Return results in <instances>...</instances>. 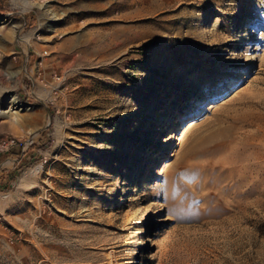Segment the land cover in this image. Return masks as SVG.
<instances>
[{"label": "rangeland", "instance_id": "rangeland-1", "mask_svg": "<svg viewBox=\"0 0 264 264\" xmlns=\"http://www.w3.org/2000/svg\"><path fill=\"white\" fill-rule=\"evenodd\" d=\"M6 138L0 264H264V0H0Z\"/></svg>", "mask_w": 264, "mask_h": 264}, {"label": "bare ground", "instance_id": "bare-ground-1", "mask_svg": "<svg viewBox=\"0 0 264 264\" xmlns=\"http://www.w3.org/2000/svg\"><path fill=\"white\" fill-rule=\"evenodd\" d=\"M253 27H257V23H255V22H253L252 23V28ZM241 83V82H240ZM13 105L10 107V109L9 110H14V109H16L15 108V105H18V102H17V100H16V98L15 97H13L12 98V102H11ZM10 117H12L11 118V120L14 122V123H18L19 122V117L18 116H15V114L13 113V114H11V116ZM181 122H178L176 125H179ZM177 140V139H176Z\"/></svg>", "mask_w": 264, "mask_h": 264}, {"label": "built area", "instance_id": "built-area-1", "mask_svg": "<svg viewBox=\"0 0 264 264\" xmlns=\"http://www.w3.org/2000/svg\"><path fill=\"white\" fill-rule=\"evenodd\" d=\"M0 148H4V147H8V146H12L15 144V140L14 139H11V138H6L4 140L1 141L0 143Z\"/></svg>", "mask_w": 264, "mask_h": 264}, {"label": "crops", "instance_id": "crops-1", "mask_svg": "<svg viewBox=\"0 0 264 264\" xmlns=\"http://www.w3.org/2000/svg\"><path fill=\"white\" fill-rule=\"evenodd\" d=\"M4 60H6V63H8L7 66H11L12 65V62L10 60H8L6 58Z\"/></svg>", "mask_w": 264, "mask_h": 264}]
</instances>
